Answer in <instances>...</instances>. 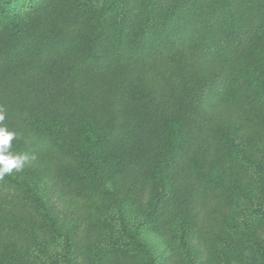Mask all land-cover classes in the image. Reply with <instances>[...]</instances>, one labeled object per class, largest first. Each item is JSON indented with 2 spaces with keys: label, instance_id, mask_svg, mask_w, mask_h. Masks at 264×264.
I'll return each instance as SVG.
<instances>
[{
  "label": "trees",
  "instance_id": "trees-1",
  "mask_svg": "<svg viewBox=\"0 0 264 264\" xmlns=\"http://www.w3.org/2000/svg\"><path fill=\"white\" fill-rule=\"evenodd\" d=\"M46 5L47 13L19 21L12 0H0V112L5 117L0 126L16 133L14 154L52 161L63 185L98 198L111 195L94 166L104 152L122 156L129 169L143 168L149 178L153 169L168 172L190 159L194 191L163 195L150 217L160 219L167 207H176L182 220H192L194 196L202 189L204 199L220 202L235 219L246 215L264 222V208L250 198L240 206L235 189L206 173L207 154L190 158L206 133L211 140L206 153L243 155L249 168L260 167L238 142L242 126L229 123L225 114L236 111L264 127V0H83L77 5L54 0ZM150 78L151 86L136 85ZM215 212L198 229L185 231L193 229L203 243L210 241L214 264L224 259L223 252L244 264L214 224L241 235L237 222L227 225ZM118 223L123 248L157 264L121 212ZM60 237L67 240L47 224L43 200L30 184L12 174L0 179L1 250L31 259ZM225 243L228 249L222 248ZM258 258L264 261V253Z\"/></svg>",
  "mask_w": 264,
  "mask_h": 264
},
{
  "label": "rangeland",
  "instance_id": "rangeland-1",
  "mask_svg": "<svg viewBox=\"0 0 264 264\" xmlns=\"http://www.w3.org/2000/svg\"><path fill=\"white\" fill-rule=\"evenodd\" d=\"M53 1L12 0L16 19L28 20L37 14H45L46 4H52ZM100 1L106 4L109 0ZM79 3H83V0H70L71 5ZM166 71L165 68L159 69L160 74H167ZM154 78L144 82L136 80V85L144 86L147 83L151 86ZM225 118L234 126H242L238 142L243 152L260 166L259 169L249 168L243 155L220 154L214 149L206 153L211 143L206 133L193 145L190 158L201 159L207 154L206 173L213 180L235 189L240 206L244 207L250 198L264 208V127L236 111H228ZM94 166L111 192L108 198L80 195L67 188L58 179L52 161L42 156L28 157L24 168L12 173L36 190L44 203L47 224L60 234L67 235V240L55 238L56 241L49 242L48 250L35 251L31 259L22 258L18 251L0 249L1 264H147L138 253L123 248V241L118 236L119 212L128 227L137 230L140 238L150 246L157 264H214L215 259L209 253V248L213 251L208 244L210 241L203 243L202 235L193 229L186 232L185 228L197 226L198 229L206 222L205 217L214 215L215 211L227 225L233 226L237 222L241 235H232L228 229L230 226L225 225L228 228H223L224 225H220L219 221L214 224L219 226V235L244 257L243 263L264 264V261L257 262L258 255L261 257V252L264 253V222L246 215L235 219L220 202L204 199L202 189H197L194 196L196 202L192 220H182L176 207H167L166 214L160 219L150 217L155 202L163 195L168 197L177 194L183 197L194 191L192 160L180 161L168 172L153 169L155 175L152 178L145 175L143 168L129 169L127 162L117 154L102 153ZM225 244L222 248L228 249ZM223 253L224 259L219 264L241 263L236 262L241 260L238 256L235 260L229 258L230 252ZM255 254H258L256 258L251 259Z\"/></svg>",
  "mask_w": 264,
  "mask_h": 264
},
{
  "label": "clouds",
  "instance_id": "clouds-1",
  "mask_svg": "<svg viewBox=\"0 0 264 264\" xmlns=\"http://www.w3.org/2000/svg\"><path fill=\"white\" fill-rule=\"evenodd\" d=\"M4 119L3 113L0 112V122ZM15 137V132L9 131L5 126H0V179L14 171L22 170L28 161L26 155L14 154L11 151Z\"/></svg>",
  "mask_w": 264,
  "mask_h": 264
}]
</instances>
